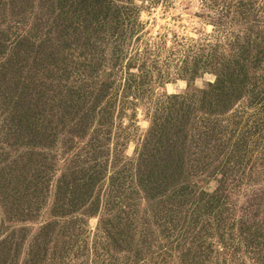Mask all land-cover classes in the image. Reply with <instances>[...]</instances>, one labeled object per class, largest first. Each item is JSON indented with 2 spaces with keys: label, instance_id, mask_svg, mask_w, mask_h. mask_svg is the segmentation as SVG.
I'll return each mask as SVG.
<instances>
[{
  "label": "trees",
  "instance_id": "16d2710c",
  "mask_svg": "<svg viewBox=\"0 0 264 264\" xmlns=\"http://www.w3.org/2000/svg\"><path fill=\"white\" fill-rule=\"evenodd\" d=\"M134 1L0 0V103L23 84L28 105L19 95L0 137L13 150L26 128L35 133L26 145L44 139L51 153L27 181L16 224L35 222L45 203L49 217L0 241L13 251L0 264H47L50 252L61 264H264L262 205L242 210L234 200L264 184V0H224L218 33L178 45L165 68L164 43L135 38L143 23ZM173 65L189 89L155 94ZM208 74L213 82L191 87ZM142 103L150 127L129 158L134 133L123 118L131 111L137 124ZM149 165L191 174L168 188L152 180L154 166L145 174ZM199 174L216 187L193 182Z\"/></svg>",
  "mask_w": 264,
  "mask_h": 264
},
{
  "label": "rangeland",
  "instance_id": "374dc122",
  "mask_svg": "<svg viewBox=\"0 0 264 264\" xmlns=\"http://www.w3.org/2000/svg\"><path fill=\"white\" fill-rule=\"evenodd\" d=\"M154 4L147 5V3H141L140 0H135L134 4L139 7L140 14L139 20L143 23L142 29H139V33L135 38L140 36V45L143 46L145 43H164V50L161 52V68H165L163 63L166 56L169 55L170 51L175 49L178 45L181 47L180 50L187 49L188 45L200 41L206 36H210L213 33H218L220 28V19L222 14V5L224 0H153ZM144 32V33H143ZM177 65V64H176ZM176 65H173L169 70L172 73V80L165 84L163 87L156 88L155 94L163 95H172V94H181L189 89V81L183 77H179ZM109 67V66H108ZM111 68V67H109ZM26 75V74H24ZM215 77L213 75H205L196 79L192 83L193 89H201L207 86L209 82H213ZM9 88L4 90L1 95L4 96V102L0 103V134L8 133L7 130L3 132V127L6 126L10 119L11 107L15 108L17 105H20L19 95L21 96V105H27V99L23 91V84L16 86L10 84ZM56 89V86L54 90ZM36 99V98H35ZM15 103H14V102ZM1 102V101H0ZM146 106L142 103L138 107V116L135 119L136 123H132L130 120L131 111H128V117L123 118L126 126L130 127V134L134 135L131 137V141L126 149L127 156L132 158L137 144L140 141V137L144 136L146 131L150 127L149 118L145 115ZM30 117V116H27ZM6 118V121H4ZM4 121V122H3ZM123 122V125L125 126ZM117 124V121H116ZM134 125V128H133ZM136 127V128H135ZM26 132L32 137H35V133H31L26 128L22 131V139H20L18 146L14 147V151L10 150L2 142V137H0V175L7 176L6 181H9L8 184L10 190L6 191L3 188V182L0 185V220H5L7 225L5 227L0 224V241H9L19 237L22 234V228L25 227L30 232L37 229V225L41 221L46 220L49 217L48 206L49 203H45V210L37 218L35 222H20L16 224L18 219L17 208L24 211L27 208V203L23 201V195L26 191L28 180L36 176L37 172L36 165L41 162V155H49L50 152L45 151V141L44 139L33 142L29 147L24 140V135ZM15 143L17 141L15 140ZM10 144H14L11 142ZM8 153L10 154L8 156ZM2 155V157H1ZM44 158V157H43ZM166 160V157H163ZM154 162V161H153ZM153 164V163H152ZM155 164V163H154ZM154 170L152 165L145 170V174H149V170ZM156 171L152 176L154 182H168V188L171 187L178 179L181 181L185 179L187 174H191L186 167H184V175L176 172V168L171 166H154ZM174 170L175 173L172 171ZM152 173V172H151ZM17 176L16 179H13L10 175ZM193 182H198L199 185H203L214 189L216 187L215 178H210L208 174H199V177L192 180ZM202 186V187H203ZM15 192H18L16 198H11ZM33 191H29V194H32ZM160 198L154 202L157 204ZM235 204L242 210L256 209V204H261V211L264 212V184L259 186L246 187L241 192L234 197ZM252 207V208H251ZM9 211L10 214L5 212ZM11 218H8V217ZM8 218V219H7ZM99 218L91 217L88 221L89 228L95 229L98 225ZM17 230V231H14ZM15 232V233H13ZM10 244L7 245L9 247ZM4 248L0 251V258H5L7 260L13 258V251L10 253L9 248ZM51 259L47 261V264H61L60 257L53 255V252H50L49 255Z\"/></svg>",
  "mask_w": 264,
  "mask_h": 264
}]
</instances>
